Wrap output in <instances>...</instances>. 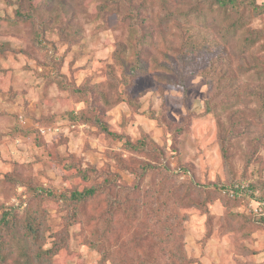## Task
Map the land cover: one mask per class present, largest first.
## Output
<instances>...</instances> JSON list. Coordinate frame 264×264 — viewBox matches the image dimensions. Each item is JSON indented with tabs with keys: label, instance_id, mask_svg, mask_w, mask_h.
<instances>
[{
	"label": "rangeland",
	"instance_id": "rangeland-1",
	"mask_svg": "<svg viewBox=\"0 0 264 264\" xmlns=\"http://www.w3.org/2000/svg\"><path fill=\"white\" fill-rule=\"evenodd\" d=\"M147 1L131 28L100 16L101 0L76 1L73 20L50 0H0V219L25 231L36 209L35 249L67 242L50 264H264V0H238L226 19L217 0ZM38 7L56 19L36 40L42 17L18 11ZM191 41L189 66L140 72ZM91 187L80 206L60 198Z\"/></svg>",
	"mask_w": 264,
	"mask_h": 264
},
{
	"label": "trees",
	"instance_id": "trees-1",
	"mask_svg": "<svg viewBox=\"0 0 264 264\" xmlns=\"http://www.w3.org/2000/svg\"><path fill=\"white\" fill-rule=\"evenodd\" d=\"M31 0H24L25 7H27V2H30ZM80 2L82 0H50L49 6L53 4L52 7H48L45 9L50 13V11L56 12V17H62L70 12L71 18H76V11L75 7L77 6L75 2ZM174 1V0H172ZM208 2V0H205ZM205 1H201L200 3H193L191 5V9L188 11L189 15L184 14V19L188 16L189 24L192 22L191 18L194 14V12L198 13L200 15L204 14V9L206 8L207 3ZM255 2V0H252ZM147 0H101V4L99 6V15L102 16L104 14L107 15H116L119 18L120 25H128L131 28L135 27L138 21V15L139 13L144 12L147 9ZM217 3L221 10L225 12V19L229 16V11L231 8H235L236 10L238 8V0H217ZM38 11L34 12L32 10L31 13L26 12L25 10L20 9L18 11V14L20 13L21 19L36 24L35 17L41 16L42 17V26L37 25L35 27V39L39 40L42 31L47 30L48 27L54 22L56 18L50 17V15L47 14L46 17H44V14L41 13L39 10H41L40 7L37 9ZM44 11V10H43ZM42 11V12H43ZM207 11V10H205ZM41 13V14H39ZM201 13V14H199ZM198 18V17H197ZM181 19L176 18L172 19L169 18L170 25H175L176 23L179 24ZM194 19L193 21L199 24L201 21ZM206 20V18H205ZM204 20V22H205ZM203 22V23H204ZM200 25V24H199ZM209 23H204L203 26H209ZM242 23L240 21V18H236L234 23L230 27V31L227 33V29L225 32L228 36H235L237 34V28L241 27ZM202 27V26H201ZM63 35L71 34L70 28H67L65 24L63 25ZM76 32V31H75ZM68 36V35H67ZM141 36V35H140ZM143 41H146V37L143 36ZM145 43V42H144ZM253 45V40L250 39L246 41L244 48L246 49L249 46ZM175 48L173 50H162L160 51V55L163 57V62H149L147 66L145 63H141V69L140 72H148L150 70H154L156 72H163L164 70L173 72L176 71L178 65L177 63H181L184 65V67L189 66L192 62L190 61L189 57L191 55L190 51L192 50H200L202 47L198 45V43H195L194 41H191L187 43V46L185 48H179L180 46H174ZM173 48V45L168 44L167 49ZM125 52V49H117L115 52V60L116 63L120 65V62L123 61V53ZM149 65V67H148ZM149 68V69H148ZM137 73V70H135ZM158 74V73H157ZM163 74V73H161ZM158 77H160L158 75ZM88 94V91H84L82 89H79L78 93H80L82 96H85V93ZM104 127V125H101ZM106 133H109L110 135H113L111 132H109L107 127L102 128ZM114 136V135H113ZM225 143V142H224ZM222 151L227 156V147L223 145ZM240 184V183H237ZM241 185H236L237 194L238 193H245L248 195V193L251 191H254L253 187L251 185L247 186V188L241 187ZM31 186V185H29ZM235 187V186H234ZM233 188V187H232ZM30 189V187H29ZM31 190L34 192V194L38 193V196L40 193L44 192V188H41V190H36L34 187L31 186ZM99 192V189L97 187H91V188H85L81 191L75 190L70 195L61 194L60 198H64L67 205H79L85 203L87 200L94 198ZM255 192V191H254ZM254 194V193H253ZM238 197L233 198V200H237ZM260 200L264 201V197H260ZM70 201V202H69ZM77 209L79 213L82 215L83 210L80 209V207L77 206ZM36 209H34L32 206H28L27 213L29 215L26 222L23 224V227L25 231H22L19 225L17 226V218L14 214L5 212L3 214V217L0 219V264H50L53 260V255L56 252H59L62 249H65L67 247L66 239L63 238L60 241H57L54 243V246L50 249H47L45 252H41V246L38 247L39 251L35 249V246L40 245L42 240H44V231H45V223L43 220H40L41 218L38 217L36 214ZM30 239H35V245H32L30 242ZM16 248L17 250H13ZM173 248L169 250L168 256L169 259L172 261L178 260L181 261L184 259V255L179 253V250H176ZM55 249V251H54ZM179 249V248H178ZM54 251V252H53ZM170 260V261H171ZM172 264V263H171Z\"/></svg>",
	"mask_w": 264,
	"mask_h": 264
}]
</instances>
